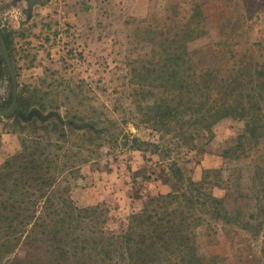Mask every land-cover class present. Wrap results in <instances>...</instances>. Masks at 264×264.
<instances>
[{
    "label": "rangeland",
    "instance_id": "1",
    "mask_svg": "<svg viewBox=\"0 0 264 264\" xmlns=\"http://www.w3.org/2000/svg\"><path fill=\"white\" fill-rule=\"evenodd\" d=\"M42 1L0 0V112L13 104L0 115V168L22 139L52 134L27 122L33 109L65 133L61 156L79 153L73 116L92 120L102 139L67 175L77 206H99L120 234L146 192L191 180L220 214L195 229V263L264 264V0ZM173 67L180 83L201 71L196 98L229 110L188 145L141 122L135 107L172 85ZM138 82L153 94L137 95ZM134 138L145 143L131 147ZM39 247L0 249V264H57L58 251Z\"/></svg>",
    "mask_w": 264,
    "mask_h": 264
},
{
    "label": "trees",
    "instance_id": "2",
    "mask_svg": "<svg viewBox=\"0 0 264 264\" xmlns=\"http://www.w3.org/2000/svg\"><path fill=\"white\" fill-rule=\"evenodd\" d=\"M9 39L5 36L7 46ZM172 70L164 79L172 85L159 84L160 96L147 103L144 99L137 101L135 107L141 113V122L149 123L162 135L173 134L182 140L181 144L188 145L193 143L192 131H209L211 124L229 110L226 104L216 106L207 98H196L201 71L188 67L192 74L184 75L180 83L178 72L174 67ZM138 85L137 95L153 94V90L145 89V83ZM27 107L17 105L23 112ZM38 110L31 111L27 122H38L39 129L52 130V134L22 139L21 152L8 157L0 168V249L11 251L22 246L28 252L44 246L58 251V258H54L57 264L71 258L73 264H196L192 254L195 229L203 224L206 213L220 216L198 193L199 183L190 180L182 190L174 187L165 195L147 196L148 202L130 215L125 230L113 234L107 230L106 216L99 206L76 205L70 197L71 180H67V175L79 173V163L85 159L83 149L97 145L103 130L92 120L73 116L79 153L61 156L66 135L60 132L55 119L43 118ZM144 143L134 138L131 147ZM12 175L15 179L8 180Z\"/></svg>",
    "mask_w": 264,
    "mask_h": 264
},
{
    "label": "crops",
    "instance_id": "3",
    "mask_svg": "<svg viewBox=\"0 0 264 264\" xmlns=\"http://www.w3.org/2000/svg\"><path fill=\"white\" fill-rule=\"evenodd\" d=\"M42 2H44V4L45 5H47L49 2H51V0H44V1H42ZM77 3V0H76V2H74L73 4H76ZM210 161L212 162V161H214V160H209V158H208V156H206V157H204V160H203V165H207V166H211L209 163H210ZM168 188H170L169 187V185H168V183H163L162 185H161V187H159V190H157L156 192H150V191H148V192H146V194H147V196H150V197H152V196H157V195H165V194H167L168 193ZM162 189V190H161ZM161 190V191H160ZM162 191H165V192H162ZM146 196V197H147ZM145 197V198H146Z\"/></svg>",
    "mask_w": 264,
    "mask_h": 264
},
{
    "label": "water",
    "instance_id": "4",
    "mask_svg": "<svg viewBox=\"0 0 264 264\" xmlns=\"http://www.w3.org/2000/svg\"><path fill=\"white\" fill-rule=\"evenodd\" d=\"M12 109H13V104H11L10 107L7 108L6 110L0 112V115L7 114V113H9L10 111H12Z\"/></svg>",
    "mask_w": 264,
    "mask_h": 264
}]
</instances>
